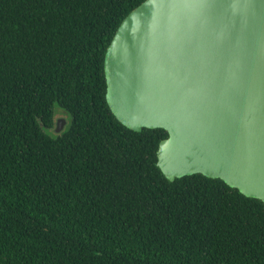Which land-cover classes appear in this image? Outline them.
I'll list each match as a JSON object with an SVG mask.
<instances>
[{
    "label": "trees",
    "instance_id": "trees-1",
    "mask_svg": "<svg viewBox=\"0 0 264 264\" xmlns=\"http://www.w3.org/2000/svg\"><path fill=\"white\" fill-rule=\"evenodd\" d=\"M143 1L0 0V264H264V201L169 180L168 132L107 102V48Z\"/></svg>",
    "mask_w": 264,
    "mask_h": 264
},
{
    "label": "water",
    "instance_id": "water-1",
    "mask_svg": "<svg viewBox=\"0 0 264 264\" xmlns=\"http://www.w3.org/2000/svg\"><path fill=\"white\" fill-rule=\"evenodd\" d=\"M104 64L117 119L168 132L169 180L201 173L264 201V0H145Z\"/></svg>",
    "mask_w": 264,
    "mask_h": 264
},
{
    "label": "rangeland",
    "instance_id": "rangeland-1",
    "mask_svg": "<svg viewBox=\"0 0 264 264\" xmlns=\"http://www.w3.org/2000/svg\"><path fill=\"white\" fill-rule=\"evenodd\" d=\"M56 112H58L57 115H56V120L59 119V118H64L65 119V124H64V129H65L67 124H68L67 115L61 111V108H56ZM53 130H54L55 133H57L55 131V128Z\"/></svg>",
    "mask_w": 264,
    "mask_h": 264
},
{
    "label": "flooded vegetation",
    "instance_id": "flooded-vegetation-1",
    "mask_svg": "<svg viewBox=\"0 0 264 264\" xmlns=\"http://www.w3.org/2000/svg\"><path fill=\"white\" fill-rule=\"evenodd\" d=\"M58 120V119H57ZM57 120H56V125H55V128H56V126H57Z\"/></svg>",
    "mask_w": 264,
    "mask_h": 264
}]
</instances>
